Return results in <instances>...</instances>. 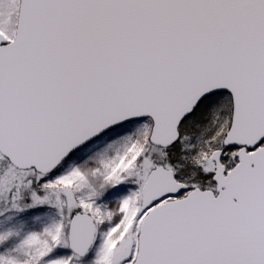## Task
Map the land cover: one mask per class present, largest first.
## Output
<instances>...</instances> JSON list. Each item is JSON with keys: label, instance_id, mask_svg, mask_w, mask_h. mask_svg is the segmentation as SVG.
Masks as SVG:
<instances>
[{"label": "snow or ice", "instance_id": "obj_1", "mask_svg": "<svg viewBox=\"0 0 264 264\" xmlns=\"http://www.w3.org/2000/svg\"><path fill=\"white\" fill-rule=\"evenodd\" d=\"M0 264H264V0H0Z\"/></svg>", "mask_w": 264, "mask_h": 264}]
</instances>
